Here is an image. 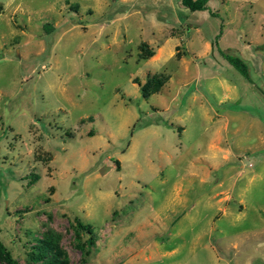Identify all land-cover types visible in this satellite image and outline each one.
Masks as SVG:
<instances>
[{
  "label": "rangeland",
  "instance_id": "1",
  "mask_svg": "<svg viewBox=\"0 0 264 264\" xmlns=\"http://www.w3.org/2000/svg\"><path fill=\"white\" fill-rule=\"evenodd\" d=\"M206 7L0 0V241L20 264L45 235L66 264H264V0Z\"/></svg>",
  "mask_w": 264,
  "mask_h": 264
},
{
  "label": "trees",
  "instance_id": "2",
  "mask_svg": "<svg viewBox=\"0 0 264 264\" xmlns=\"http://www.w3.org/2000/svg\"><path fill=\"white\" fill-rule=\"evenodd\" d=\"M180 4L187 8L189 11L205 10L208 0H179ZM43 28L49 26V23H44ZM145 46V45H144ZM153 54L152 50L147 51L146 58ZM222 54V53H221ZM222 57L233 66L243 77L247 78V71L245 64L237 57L222 54ZM133 83L138 86L140 96L142 98L148 97L152 93H157L160 87L164 83V78L158 75L147 76L143 83H139L134 79ZM75 225L85 230L87 233L91 232L89 225L82 224L77 218L75 219ZM28 262L32 264H66L64 252L50 239L47 235L38 239L37 243L32 246L30 252L27 255ZM0 263L2 264H20L14 259L10 252L6 249L4 244L0 241Z\"/></svg>",
  "mask_w": 264,
  "mask_h": 264
},
{
  "label": "crops",
  "instance_id": "3",
  "mask_svg": "<svg viewBox=\"0 0 264 264\" xmlns=\"http://www.w3.org/2000/svg\"><path fill=\"white\" fill-rule=\"evenodd\" d=\"M209 1H210V0H208L207 2H209ZM206 4H207V3H206ZM200 11H202V10H200ZM205 45L210 47V46H211V43L206 42ZM209 50H210V49H209Z\"/></svg>",
  "mask_w": 264,
  "mask_h": 264
},
{
  "label": "water",
  "instance_id": "4",
  "mask_svg": "<svg viewBox=\"0 0 264 264\" xmlns=\"http://www.w3.org/2000/svg\"><path fill=\"white\" fill-rule=\"evenodd\" d=\"M243 170L245 171V170H249V169H247V168L244 167Z\"/></svg>",
  "mask_w": 264,
  "mask_h": 264
}]
</instances>
